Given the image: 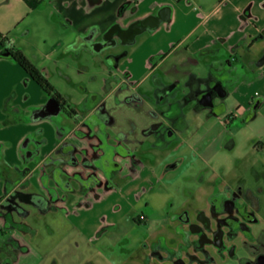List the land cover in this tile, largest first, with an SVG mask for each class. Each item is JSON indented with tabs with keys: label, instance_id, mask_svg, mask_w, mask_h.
<instances>
[{
	"label": "crops",
	"instance_id": "0c3cea01",
	"mask_svg": "<svg viewBox=\"0 0 264 264\" xmlns=\"http://www.w3.org/2000/svg\"><path fill=\"white\" fill-rule=\"evenodd\" d=\"M54 2L70 24L67 43L62 41L56 49L50 50L36 47L33 49L34 56L21 52L45 73L49 82L70 107L69 110L66 106H60V111L54 116L63 112L62 115L72 120L73 125L69 126L64 122L54 124L53 131L48 125V131L42 127L36 136L29 129L22 130L23 132L18 130L7 139L0 137V212L2 208H8L12 212L19 203L33 204L30 197L38 194L29 192L28 188L41 185L40 205L33 206L44 210L52 206L53 198L56 202L62 201L59 202V206L70 225L65 229L68 232L67 238L70 234H75L81 241L99 240L102 234L101 221L98 220L101 218L107 226L108 223H113V220L107 217L112 209L110 194L116 193L112 190L115 187L113 182L115 175H111V167L115 171L124 170L127 156H131L137 148V143L132 142V136L135 138L139 133L152 136L154 130L159 129L163 123L167 126L172 125L170 118L183 116L180 101L186 93L179 94L178 91L183 84L191 88L192 92L187 96L196 98L198 105L199 95L208 87L217 88L219 94L213 89V105L206 108L215 105L216 96L218 98L230 96L233 99L232 108L228 109L225 101L218 103L216 107V110L226 115V119H220V115L217 118L221 128H211L200 138L194 134L190 142L178 152L180 162L181 159L187 158L186 171L198 169L205 173L213 165L220 166L221 160L216 155L218 150L214 149L212 142L215 138L220 139L225 135L226 126L236 116L246 115V119L243 125L232 131L234 136L243 131L248 139L264 140V0H54ZM163 6L170 7V19L162 21L154 29L145 28L140 32L142 34L148 31L128 51L122 61L110 56V61L108 63L104 61L103 64L117 68L122 73L118 88L132 92L124 93L123 101H140L143 96L137 92L138 85L144 78L151 77L155 83L154 90L159 96L166 90L159 100L165 101V108L162 112L153 110L152 119L145 120L139 128L136 127L134 135L116 132L113 136L108 127L113 124L115 115L108 103L116 99V95H113L116 84L105 96L91 93L87 100L88 106L82 109L75 108L69 104L68 96L62 92L63 87L58 83L60 79L68 80L69 75L65 70L57 68L59 80L56 83L55 74L53 75L52 70L47 67L48 61L52 56L60 54L61 57H69L76 50L82 53H95L99 49L87 42L90 33L91 40L96 41L101 36L103 38L112 27L127 30L132 24H139L144 18L155 16ZM112 36L111 39L114 40ZM131 39L122 41L129 42ZM68 47L71 52L63 51ZM2 50L0 41V126L5 127L3 123L7 120L9 110L17 115L13 120L15 123H20L21 118H25L24 124L27 128L45 125L49 116L35 119L33 115L45 106L49 97L18 63L6 57ZM63 65L62 67L69 68V64ZM206 71L209 73L208 76L204 74ZM205 81H208L209 85L203 86ZM132 82H135V85L132 86ZM176 92L179 95L169 97ZM174 129L176 131L177 128ZM45 131L48 137L46 142ZM175 131L173 130V134ZM30 140L34 142L31 144ZM44 145L46 151L34 163L32 160L37 149ZM177 162L176 166L180 164ZM212 162L215 163L211 164ZM128 175H131L130 180L123 184L121 191L126 188L146 191L147 186L152 188L154 178L159 177L153 173L149 174L140 167L135 171L129 168ZM23 184L25 189L21 190ZM178 192L179 187H176L175 193ZM142 220L145 221L144 216ZM7 229L11 230L14 227L8 225L0 214V235ZM10 237L13 242L20 245L14 235L11 234ZM190 249L187 245V249L180 254L182 259H186L185 256ZM174 252L178 253L175 250ZM175 253L171 256L159 253L158 256L163 255V259L171 258L172 261L176 258ZM186 262L206 264L202 257L196 255L191 260L186 259Z\"/></svg>",
	"mask_w": 264,
	"mask_h": 264
},
{
	"label": "rangeland",
	"instance_id": "374dc122",
	"mask_svg": "<svg viewBox=\"0 0 264 264\" xmlns=\"http://www.w3.org/2000/svg\"><path fill=\"white\" fill-rule=\"evenodd\" d=\"M68 26L70 24L67 18L55 5L54 0H42L33 8L23 0H0V41L6 38L20 51L32 56L35 55L33 49L36 47L50 50L56 49L62 41L67 43ZM146 33L148 31L135 34L129 42H123L116 37L113 45L102 47L95 53H82L76 50L73 52L75 55L72 54L74 56L61 57L60 54L52 56L48 61L47 67L52 70L53 75L55 74L56 83L59 80L57 68L65 70L69 75L68 80L60 79L58 83L63 87L62 92L68 96L69 104L75 108L82 109L88 106L87 100L91 93L105 96L116 84L113 93L116 99L108 103L115 115L113 124L108 127L109 131L113 132V136L116 132L133 133L136 127L139 128L145 123V120L152 119L153 110L162 112L165 108V101H159L160 96L154 90L155 83L151 77L144 78L138 85L137 92L143 96L140 101H123V94L132 92L118 88L122 73L117 68L103 64L104 61L105 63L110 61V56L122 61L128 51ZM7 41H4L5 46H8ZM68 49L69 47L63 51ZM60 58L62 59L59 60ZM63 64H69V68L62 67ZM204 74L208 76L209 73L206 71ZM131 85H135V82ZM206 85H209L208 81H205L203 86ZM178 91L179 94L185 92L186 95L180 101L183 116L169 119L177 128L176 131L174 129L175 133L168 136L169 126L163 123L159 129L154 130L152 136L140 133L135 138L132 136V142L137 143V148L131 156H127L124 170L115 171L111 167V175H115L113 181L115 187L112 190L116 193L110 194L112 209L107 217L112 219L113 223H108L107 226L105 221L98 218V221H101L102 234L99 240L81 241L75 234H70L67 238L68 232L65 229L70 225L59 206V202L62 201L56 202L53 198L52 206L44 210L28 202L19 203L12 212L8 208H2L0 212L8 225L14 227L11 230H4L0 235V264H174L171 258L163 259L162 256L164 254L171 256L175 253L174 250L178 251L175 254H181L187 249L186 233L188 232L183 228L180 216L186 211L189 213L188 217L192 219L195 213L205 209L211 195L224 187V181H229L232 186L242 183L245 188L258 195L261 206L264 205V147H262L264 140L248 139L243 131L235 136L232 134L233 130L244 124L246 115L236 116L226 126L225 135L220 139L215 138L212 142L214 149L218 150L217 158L221 160L220 166L213 165L216 174L213 173L212 177L208 178L207 172H200L198 169L192 172L186 171L187 158L181 159L180 162L177 157L178 152L190 142L194 134L200 138L211 128H221L217 118L220 115V119H226V115L216 110V107L218 103L225 101L229 109L233 105V99L230 96L225 98L216 96L215 105L206 108L200 107L196 103V98L187 96L192 92L189 86L183 84ZM176 94L178 93L170 94L169 97L173 98ZM11 95L12 93L9 96ZM232 111L234 112L233 109ZM7 114V120L3 123L5 127L0 126V137L4 139L10 138V135L18 130L23 132L30 129L29 131L36 136L37 131L42 130V127L48 131V125L52 131L54 124L64 122L69 126L73 125L72 120L62 115L63 112L58 116L50 115L45 125L31 126V128H27L24 124L25 118H21L20 123H15L13 120L17 115L14 111L12 113L9 110ZM149 126L151 130L150 123ZM47 131L44 133L45 142L48 139ZM46 149L45 145L38 148L32 161L35 163ZM177 161L180 164L176 166ZM139 167L149 174L159 175L154 178L152 188L147 186V190L143 192L132 188L121 191L123 184L130 180L129 168L135 171ZM176 187H179L178 193H175ZM23 189L25 184L21 187V190ZM40 190H42L41 185L28 188L29 192L38 194L37 196L41 195ZM141 215L145 217V221L141 219L137 221ZM256 215L259 221L252 225V235L264 228L263 221H260L264 218L263 207ZM134 220L136 222H133ZM11 234L19 241V246L16 242L8 240ZM239 242L240 238L231 241L237 246ZM189 252H192L190 255L192 258L195 255L204 257L193 248ZM159 253L163 255L160 257ZM209 253L211 254L210 251ZM211 256L214 260L209 264L222 263L215 255L211 254ZM228 262L234 264L230 260Z\"/></svg>",
	"mask_w": 264,
	"mask_h": 264
},
{
	"label": "flooded vegetation",
	"instance_id": "af4514ba",
	"mask_svg": "<svg viewBox=\"0 0 264 264\" xmlns=\"http://www.w3.org/2000/svg\"><path fill=\"white\" fill-rule=\"evenodd\" d=\"M131 31L112 27L103 35V38L101 36L96 41L91 40L92 33H90L87 36V42L101 49L113 45L116 37L123 41L127 40ZM111 35L114 40L111 39ZM209 90H212V87L206 89V91ZM165 93L166 90L160 94V98ZM50 104H55V102H50ZM174 128L173 124L168 127V136L173 134ZM207 173L208 178L212 177L215 173L214 168L207 169ZM230 184L229 181H224V187L212 194L206 208L195 213L192 219L188 217V212H183L180 221L185 231L188 232L186 242L190 248L204 256L206 264L214 260L211 254L224 264H229V260L234 264H261V259L264 260V228L252 235L251 227L259 221L256 214L261 207L264 209V205L261 206L258 195L245 188L242 183L233 186ZM260 221L264 223V218ZM236 238H240L238 246L231 243ZM190 255L192 252L186 254L187 261L193 259ZM186 259H182L179 253L172 261L174 264H187Z\"/></svg>",
	"mask_w": 264,
	"mask_h": 264
},
{
	"label": "trees",
	"instance_id": "16d2710c",
	"mask_svg": "<svg viewBox=\"0 0 264 264\" xmlns=\"http://www.w3.org/2000/svg\"><path fill=\"white\" fill-rule=\"evenodd\" d=\"M29 7L33 8L36 4L42 2V0H23ZM6 38L1 39V43L4 45V55L11 58L13 61L18 63L21 69H23L36 83V85L49 97L46 105L50 102L58 103L61 107H68L63 96L56 90V88L50 83L45 73L37 68V66L30 61L21 51L16 48L9 40L7 41L8 46H5ZM70 110V107H68ZM137 221H140L138 218ZM8 240L12 239L9 237Z\"/></svg>",
	"mask_w": 264,
	"mask_h": 264
},
{
	"label": "water",
	"instance_id": "95a60500",
	"mask_svg": "<svg viewBox=\"0 0 264 264\" xmlns=\"http://www.w3.org/2000/svg\"><path fill=\"white\" fill-rule=\"evenodd\" d=\"M170 19V7L169 6H163L161 7L155 16L151 15L148 16L147 18H144L139 24H132L127 28V31L132 30L131 34H129L128 39H131L134 34H138L142 32L145 28H156L162 21ZM126 41V40H125ZM217 94H219L217 88H213ZM209 90L201 94V96L198 97V102L200 103L201 106L203 107H211L212 104V96L214 90ZM60 111V105L58 103L55 104H48L44 106L37 114H34L33 117L35 119L38 118H45L50 115L54 116ZM31 201L35 205H40V197L39 196H31ZM261 264H264V260L260 261Z\"/></svg>",
	"mask_w": 264,
	"mask_h": 264
},
{
	"label": "built area",
	"instance_id": "2783aa9c",
	"mask_svg": "<svg viewBox=\"0 0 264 264\" xmlns=\"http://www.w3.org/2000/svg\"><path fill=\"white\" fill-rule=\"evenodd\" d=\"M142 218H143V216L141 215V216H139V219H141L142 220Z\"/></svg>",
	"mask_w": 264,
	"mask_h": 264
}]
</instances>
